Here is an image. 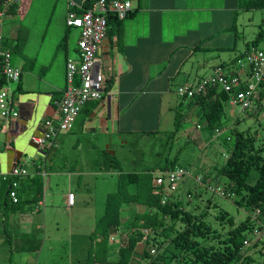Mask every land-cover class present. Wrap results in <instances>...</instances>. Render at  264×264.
Segmentation results:
<instances>
[{"label":"crops","instance_id":"obj_1","mask_svg":"<svg viewBox=\"0 0 264 264\" xmlns=\"http://www.w3.org/2000/svg\"><path fill=\"white\" fill-rule=\"evenodd\" d=\"M30 1L25 4L26 9L30 6ZM83 1L85 0H71L70 5L80 8ZM196 1L131 0L132 10L125 19H110L106 38L97 52L101 59V73L107 81L108 95L101 101L87 103L73 127L57 136L55 148L40 149L30 138L40 132L44 119H50L54 115L66 82L59 87L47 75L46 65L35 73L33 60H27L28 57H25L28 62L21 64L20 61L16 65L21 70L19 81L10 85L13 91V106L18 116L10 120L6 127L0 122V133L3 135L0 139V174L9 172L12 166L18 163L27 168L29 174L44 172L47 175L49 170H53L58 179L64 175L69 187L63 194V203L66 208L71 209L81 203L79 190L86 187L83 176L102 171L105 166L106 163L98 164L102 152L114 154L117 159L122 156L123 162L126 163L125 172H141L154 165L155 158L159 157L161 160L164 153L155 154L156 150H148L154 138L164 137L166 132L174 128L176 107L181 101L185 100L186 103L188 100L186 97H178L177 87L184 83L196 84L215 66L230 68L233 60L241 56L235 54L228 57L227 61L220 59V62L212 63L207 74H198L199 67L206 62L204 60L203 63V59L195 60L201 53L214 51L215 55L212 56L220 58L219 52L230 48L228 44L235 46L233 42L236 36L233 34L225 36V42L218 41L222 33L227 35L229 29L233 31L240 1L223 0V8L211 7V17L205 14L208 12H203L204 8L195 7ZM17 4L16 12H19L22 4L20 1ZM69 10L67 9L66 15ZM64 24L67 30L71 29L66 25V20ZM73 29L79 36L78 30ZM11 34L14 37L16 33L12 30ZM204 38L207 41H203ZM5 39V43H8L6 32ZM75 55L76 47L69 52V47L65 44V74L67 57ZM223 56H227V53ZM186 63L190 67L185 65ZM190 112L192 116H196L197 110L188 109L187 113ZM197 122L196 120V129ZM197 130L199 132L196 135L188 132L184 137L193 141L196 140L195 137L204 142L209 140L207 133L201 131V127ZM139 144L144 152L148 151L149 154H130L133 152L131 147ZM172 149L167 154L169 159L174 157ZM125 153L129 156L125 157ZM176 158L175 165L180 164L178 157ZM102 161H105L104 157ZM184 167L191 168L190 165ZM161 170L155 168L153 172L155 174ZM1 189L0 182V194ZM129 190L134 192L135 187L132 185ZM69 191L75 195L72 206L66 203ZM42 202L39 200L31 209L17 212L9 209L6 211L0 206V259L6 256L11 258L12 251L16 257H21L20 264H27V255L32 256L31 253L37 251L40 258L44 244L42 246L41 235L37 231L41 223L34 224L32 218L29 220L25 214L36 213L35 207L43 205ZM36 210L39 211L38 208ZM7 219L9 222L4 223ZM14 240L15 247L12 248L10 243ZM22 254H25V259Z\"/></svg>","mask_w":264,"mask_h":264},{"label":"rangeland","instance_id":"obj_2","mask_svg":"<svg viewBox=\"0 0 264 264\" xmlns=\"http://www.w3.org/2000/svg\"><path fill=\"white\" fill-rule=\"evenodd\" d=\"M29 1L20 0L22 4L21 10L14 14H7L8 16L6 15L4 18V33L6 32V38L8 37L11 64L16 66L20 61L21 64L26 63L28 61H26L25 57H28L27 60H33L35 63L33 66L35 73H37L40 67L46 65L47 75L55 81L57 86L62 87L65 82L64 46L67 44L70 52L76 46L78 38L75 29H66L64 19L67 9L75 12L78 6L70 5L71 0H31L30 6L26 9L25 4ZM224 5L225 2L223 0H197L195 2V7L204 8L203 12H208L205 13L208 17H211V13L209 12L211 7L223 8ZM237 11L238 17L235 19L233 31L229 29L227 35L226 33H222L221 36L219 35L220 41H218L221 43L225 42V36L233 34L236 36L233 42L235 46L232 47V43L228 44L230 48L219 52L221 54L220 58L212 56L215 55L214 51V53L212 51L205 54L201 53L200 57H196V61H199V59H203V63L204 60L206 61L204 65L199 67V75L207 74L211 69L212 63H218L221 60L227 61L228 57L235 54L243 55L248 44L249 47L254 46L258 49H264V32L262 33V39L255 45L252 44V40L264 29V9L241 10L240 8ZM12 30L16 33L14 37L11 34ZM216 35L217 33L215 32L214 36ZM203 41L207 40L204 38ZM202 45H205V43H202ZM225 53H227V56H223ZM207 55L210 57H207ZM185 65L190 67L187 63ZM194 71L192 72L194 73ZM253 96L251 108L245 112H239L238 107L230 106L228 102L222 103L224 120L222 131L230 129V127L248 130V133L255 137V146L263 148L262 155L264 156V93L260 95L259 90H257ZM191 109L195 110L196 108ZM192 115V112L185 115L186 117L181 121V128L175 138L165 140V136L156 137L152 140L148 151L156 150L157 152H163L166 149L165 153L163 152L164 156L161 157V160H164L167 155L166 152L172 147V154L173 156H178V162L180 163L177 165L191 166V168H186L192 172V177L186 176L179 184L175 193L181 199L183 207L189 210L198 205L199 208L194 210L197 213L204 206L208 205L207 200L210 198L216 206L210 205L207 207L208 215L206 219L213 227L221 228V222L216 217L219 208L225 209L234 218L235 223H239L244 220L247 211L243 207H237L232 199L223 197L220 191H217L218 185H220L218 181L221 179L217 175L213 179L214 169H210L212 172L210 178L203 181L202 184H198L194 180L195 175H201L198 173L201 170H208L214 166L220 167L223 165L230 153L227 151L226 144L221 142L220 137L217 140L212 135L205 142L196 137L194 141L186 139L184 136L188 132L196 135L199 132L197 129H200L198 124L196 129L197 117ZM2 136L0 133V139H2ZM131 148L133 152L130 154L136 156H141L145 153L149 154L148 151L144 152L140 144L133 145ZM177 149H179L178 153ZM124 156L129 155L125 153ZM118 159L121 166V171L119 172L113 170L108 172L98 171L93 175L83 176L86 187L79 190L81 203L71 209L66 208L63 203V194L69 187L67 177L63 175L58 179L54 176L57 173L49 170L46 177H44L41 196L43 205L35 207L36 213L29 212L25 214L27 215L25 217L29 220L32 218L34 224L41 223L37 232L41 235L42 246L44 244L40 258L38 251L31 253L32 256L27 255L29 259L27 264H116V253L108 254V259L105 262H96L94 260V247L89 251L91 244L89 235L95 229L98 220L106 212L104 207L107 204L106 199L117 188V180L120 176L118 173L125 172L126 170V163L123 162L122 156H118ZM255 177L256 171L251 170L248 181L253 182ZM207 184L211 189L207 187V190H204L203 188H206L204 185ZM73 189L75 188L73 187ZM214 189L216 191H213ZM189 190H191L190 197L187 195ZM172 199L174 198L172 197ZM130 209L132 208H129L127 213L130 212ZM41 219L42 221L40 222ZM258 220L261 227L257 234H250L251 241L253 242H250L248 246L246 244L247 247L244 248V253L249 254L252 258L251 264H264V216ZM6 222L8 223L9 219L4 221V223ZM165 222L167 225L170 224L169 220ZM223 225L224 229L228 227L225 222ZM176 227L179 228V226ZM127 234L128 232L125 229H122L120 234H110L113 236V239H108L110 236L107 237L109 247L121 246L125 242ZM15 240L10 243L12 248L15 247ZM257 240H259L257 246L252 245ZM1 243L2 241L0 245ZM142 244L143 242L138 246L137 250L142 249ZM147 249L149 251L155 249V252L152 254H156L158 251L157 247L152 244ZM112 251V248H110L109 252ZM12 253L11 258H7L6 256V258L0 259V264H20L21 257H16L14 251ZM22 255L25 259V254ZM133 259L134 262L132 261L130 264H147L145 260L139 259V256H135Z\"/></svg>","mask_w":264,"mask_h":264},{"label":"trees","instance_id":"obj_3","mask_svg":"<svg viewBox=\"0 0 264 264\" xmlns=\"http://www.w3.org/2000/svg\"><path fill=\"white\" fill-rule=\"evenodd\" d=\"M94 1H83L81 7L75 9V12L81 13L91 7ZM239 1L240 8L243 10L264 9V0ZM2 3L3 0H0V9ZM17 8L18 4H13L7 10V14H14ZM107 18L108 22L110 19L118 20L111 14ZM263 32L264 29L256 35L252 44L255 45L262 39ZM5 44L8 45V43ZM4 81L5 78L1 77L0 85ZM263 93L261 91L259 94ZM228 96V93L213 85L207 87L202 94H195L187 98L188 100L185 98L186 103L185 100L181 101L176 107L173 120L174 128L166 132L165 140L175 138L181 128V121L186 117L187 110L193 107L197 110L198 125L207 133L209 139L216 129L222 131L224 125L222 103L228 102ZM156 135L153 134V136ZM219 137L221 142L226 144L227 151L230 153L225 163L220 167L214 166L198 173L201 174L202 181H205L212 174L210 169L215 170V175L221 179L218 181L221 185H218L222 190L221 195L232 199L237 207H243L247 211L244 220L235 223L234 218L225 209L219 208L216 217L221 222V228L213 227L206 219L207 207L216 206L210 198L207 200L208 205L197 213L194 210L199 206L195 205L194 208L187 210L181 205V199L175 194L176 192L171 193L167 201L162 203L163 188L154 185L153 178L156 174L153 171L155 168L162 170L173 168L178 156L174 155L172 159H169L166 155L162 161L157 157L154 165L141 172L118 173L120 176L117 180V188L106 199L107 204L104 206L106 212L89 235L91 239L89 251L94 247V260L105 262L108 259V254L116 253V264H130V262H134L135 256H139V259L145 260L147 264H251L252 258L249 254L244 253V248L253 242L250 234L255 235L253 231L260 229L258 219L264 216L263 148L255 146V137L249 134L248 130L230 127V129L223 130ZM165 151L166 149L163 152L165 153ZM178 151L179 149H177V153ZM163 152L155 151V154H163ZM168 153L167 151L166 154ZM101 155L98 164L106 163L102 171L107 172L112 169L121 171L118 159L114 154L102 152ZM103 157L105 161H102ZM251 170L256 171L253 182L248 181ZM214 176L213 179H215ZM17 181L18 201L12 203L7 197L11 179L0 178L2 185L0 206L6 211L9 209L17 212L31 209L41 200L43 177L39 172L17 178ZM130 185L135 187L134 192L129 190ZM204 187H206L203 188L204 190H207V187L210 188L208 184ZM190 193L191 190L187 192L188 197H190ZM125 208L132 209L127 213L128 210ZM167 220L170 221L169 225L165 222ZM224 222L228 225L225 229L223 228ZM122 229L128 232L125 242L121 246L109 247L107 237L110 234H120ZM258 241L252 245L257 246ZM142 242V249L137 250ZM150 244L157 247L156 254L150 253L151 250L147 249ZM110 248H112V252H109ZM88 256L90 255L88 254Z\"/></svg>","mask_w":264,"mask_h":264},{"label":"built area","instance_id":"obj_4","mask_svg":"<svg viewBox=\"0 0 264 264\" xmlns=\"http://www.w3.org/2000/svg\"><path fill=\"white\" fill-rule=\"evenodd\" d=\"M20 0H3L0 9V79L5 81L0 85V122L5 127L10 120L18 116L13 106L11 84L19 81L21 70L11 64L10 49L4 44L5 33L3 32L4 18L7 10ZM73 5V4H71ZM132 10L131 0H95L93 5L81 13L69 10L66 15V25L76 28L79 36L76 42V55L67 57L66 61V86L60 100L57 102V109L50 119L41 122L40 132L33 134L30 141L40 149L55 148L57 136L60 133L71 129L79 116L82 108L90 102L101 101L108 95L107 81L101 73V59L97 54L101 43L107 35L109 14L118 20L125 19ZM232 67L215 66L213 70L196 84L184 83L177 87L178 97H191L195 94H202L207 87L217 86L229 94L228 104L238 107L239 112L250 110L254 93L264 92V49L254 46L247 48L243 55L237 57ZM241 88V89H239ZM198 127H200L198 125ZM221 130L214 131V138L218 140ZM45 177L44 172H39ZM27 168L21 164H14L9 172L0 174V178L11 179L7 190V197L12 203L18 201L16 187L17 178L27 176ZM153 178L155 186L163 188L162 203L167 201L171 193H175L179 184L186 176L192 177V172L181 165L173 168L157 171ZM198 184H202L201 175L194 176ZM218 191L222 194L221 187ZM214 191H216L214 189ZM75 202L73 192L66 195V203L72 206ZM147 232V230H144ZM254 230L253 234H257ZM109 239H113L110 235ZM248 244V243H247ZM154 249H151V253Z\"/></svg>","mask_w":264,"mask_h":264},{"label":"bare ground","instance_id":"obj_5","mask_svg":"<svg viewBox=\"0 0 264 264\" xmlns=\"http://www.w3.org/2000/svg\"><path fill=\"white\" fill-rule=\"evenodd\" d=\"M60 100V99H59ZM56 105V104H55ZM218 191V190H217Z\"/></svg>","mask_w":264,"mask_h":264}]
</instances>
